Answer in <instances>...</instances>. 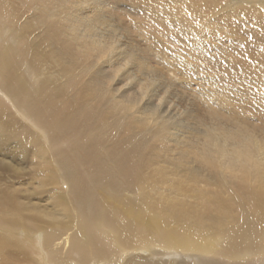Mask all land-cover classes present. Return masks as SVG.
<instances>
[{
    "label": "bare ground",
    "instance_id": "6f19581e",
    "mask_svg": "<svg viewBox=\"0 0 264 264\" xmlns=\"http://www.w3.org/2000/svg\"><path fill=\"white\" fill-rule=\"evenodd\" d=\"M130 58L157 85L146 102L131 69L114 79ZM0 92L1 154L16 146L61 213L0 186L2 224L43 219L54 264L67 247L79 264L264 261V169L248 160L264 0H0Z\"/></svg>",
    "mask_w": 264,
    "mask_h": 264
},
{
    "label": "rangeland",
    "instance_id": "374dc122",
    "mask_svg": "<svg viewBox=\"0 0 264 264\" xmlns=\"http://www.w3.org/2000/svg\"><path fill=\"white\" fill-rule=\"evenodd\" d=\"M188 84H191L190 86H202L201 84V81H186ZM185 81L184 82H181L182 84L186 83ZM0 98L4 99V96L3 94L0 92ZM21 119V118H20ZM23 120V119H21ZM23 122H25L23 120ZM25 125H28L30 127V129H32L31 125L30 124H27V123H24ZM203 128V127H201ZM34 129V128H33ZM1 143V142H0ZM1 148H0V157L5 159V160H9V162H6V161H2L0 160V182H1V187H5L6 189H10V190H19L21 189V191H28L27 193H24V194H20L19 198L22 200L23 198H26L27 195L29 196H32L31 197V200L30 201H34V202H39L40 204V208L42 209V211L44 212H52L53 211H56V212H59L56 208L53 207V201L55 200V197H52L53 195V191L54 189L52 188V186L48 185H41L39 182L37 181H34V180H31V178H29V176H31V173L33 172L34 170V165L29 161L28 163H24L22 164L21 163V160L18 159V157H16V154L18 153V149L16 146L13 147L14 143H9L8 144V147H13L12 149H8L7 151V155H2V151L4 152L5 154V145L4 144H0ZM4 146V147H3ZM14 149V150H13ZM13 150V151H12ZM10 151V153H8ZM15 152V153H14ZM8 154H9V157H8ZM15 154V156L13 155ZM15 158V159H14ZM19 161H18V160ZM16 161V162H14ZM4 162V163H3ZM8 163V164H7ZM20 163V164H19ZM10 164V165H9ZM19 165V166H18ZM25 165H29V166H25ZM11 166V167H10ZM19 170V171H18ZM8 172V173H7ZM17 172V173H16ZM12 174V175H10ZM27 174L25 177V179L22 177V175H25ZM29 175V176H28ZM21 177V178H20ZM19 178V179H18ZM23 178V179H22ZM19 181H18V180ZM21 181V182H20ZM11 184H10V183ZM32 183V184H31ZM5 184V185H4ZM13 184V185H12ZM18 184V185H17ZM3 185V186H2ZM36 186L37 188L33 187ZM40 185L42 187V189H39V191L37 190ZM66 185V184H65ZM12 186V187H11ZM17 186V187H15ZM21 186V187H20ZM32 186V187H31ZM29 187H31V189H34V190H31ZM40 187V188H41ZM66 187V186H65ZM26 188V189H25ZM45 188V189H43ZM53 189V190H52ZM63 189H66V188H63ZM44 190V191H43ZM50 192L49 196H48V192ZM40 193V194H39ZM45 193V194H44ZM37 194L40 195L39 196H36ZM48 196V197H47ZM38 197V198H37ZM51 197V198H50ZM40 199V200H39ZM50 202V203H49ZM43 204V205H42ZM46 205L48 207H46ZM44 207V208H43ZM49 208H52V209H49ZM44 209V210H43ZM47 211H46V210ZM4 214H5V211H1L0 213V223L2 224L3 221L5 222L4 220ZM59 214H61L59 212ZM3 220V221H2ZM12 221V223L14 224H9V225H1L0 224V241L2 239V237H4L5 239H11V242L13 245H11V243H8L11 248H5V251H11L14 253V259L11 260V258H8V257H4L1 253V256L3 258H7L9 259V262H12V261H15L14 263L15 264H54L53 262H51L47 256H46V251H44V248L42 247L43 244H42V237L44 236V233H45V229L47 227V224L45 222H43L44 220L41 219L38 221V220H35V226L33 227L32 224H33V221L31 219H28L27 222L25 223L23 220L22 222H17L16 220H13L9 217V221ZM31 220V221H29ZM37 222V223H36ZM41 222V223H40ZM20 223V225H18ZM28 223V225H26ZM38 224V225H37ZM41 224V225H40ZM13 225V226H12ZM43 225V226H42ZM9 226V227H8ZM27 227H29L31 230H27ZM6 228V229H5ZM11 228H12V231H11ZM5 229V230H4ZM15 231V232H14ZM74 231H75V228H74ZM71 232H73V230H71ZM36 233V234H35ZM29 234V235H28ZM4 235V236H3ZM33 235V236H32ZM7 236V237H6ZM25 237V238H24ZM32 237V238H31ZM15 238H17V240H15ZM24 238V239H23ZM34 238V239H33ZM21 239V241L19 240ZM23 239V240H22ZM27 240V241H26ZM33 240V241H32ZM18 244H17V242ZM23 243V245H21ZM15 244V246H14ZM25 244V245H24ZM27 245V246H26ZM15 248H14V247ZM25 248V249H24ZM28 248V249H27ZM34 248V249H33ZM17 249V250H16ZM67 250H68V247H67ZM66 249L65 250H62L61 253H60V259L59 260H65L68 264H79L76 262L77 260V257H73V255H68V253L66 252L67 251ZM40 251V252H39ZM5 252V253H6ZM39 252V253H38ZM3 253H4V250H3ZM33 253V254H32ZM42 253V254H41ZM65 256H64V255ZM16 256V257H15ZM66 257L64 259V257ZM68 257V259H67ZM72 257V258H71ZM76 259V260H75ZM58 261V260H57ZM72 261V262H71ZM78 261V260H77ZM6 263V262H5ZM104 264V262H93L91 264ZM259 264H264V261H261Z\"/></svg>",
    "mask_w": 264,
    "mask_h": 264
},
{
    "label": "snow or ice",
    "instance_id": "6c2138e0",
    "mask_svg": "<svg viewBox=\"0 0 264 264\" xmlns=\"http://www.w3.org/2000/svg\"><path fill=\"white\" fill-rule=\"evenodd\" d=\"M113 49H116V51L118 52L119 49H117V44L116 42H114L111 47L108 49V51L110 53H113ZM116 54V53H113ZM140 65L138 63V61H136L134 58H130L128 63H124L122 65V69L121 72L114 77H121L122 74L129 72V70L131 69L132 72L130 73V78L127 79L124 83L123 86L125 88H129L130 86H132L134 83H136V88L139 89V92L141 94V102H146L147 98L150 95V91L154 90L157 85L151 81V80H146L144 78V74L141 73V71H139ZM143 81V83L141 84L140 82Z\"/></svg>",
    "mask_w": 264,
    "mask_h": 264
},
{
    "label": "clouds",
    "instance_id": "9594fccd",
    "mask_svg": "<svg viewBox=\"0 0 264 264\" xmlns=\"http://www.w3.org/2000/svg\"><path fill=\"white\" fill-rule=\"evenodd\" d=\"M248 160L255 166H258L261 169H264V142H259L255 144V153L254 155L250 154ZM226 171L232 172L234 175L238 174L236 170L231 168H226Z\"/></svg>",
    "mask_w": 264,
    "mask_h": 264
}]
</instances>
